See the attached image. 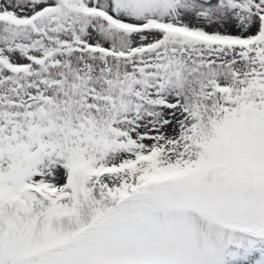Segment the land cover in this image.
Here are the masks:
<instances>
[{"label": "snow or ice", "instance_id": "snow-or-ice-1", "mask_svg": "<svg viewBox=\"0 0 264 264\" xmlns=\"http://www.w3.org/2000/svg\"><path fill=\"white\" fill-rule=\"evenodd\" d=\"M0 264H264V0H0Z\"/></svg>", "mask_w": 264, "mask_h": 264}]
</instances>
